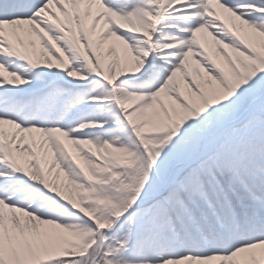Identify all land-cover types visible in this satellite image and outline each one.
Masks as SVG:
<instances>
[{
  "label": "snow or ice",
  "instance_id": "6c2138e0",
  "mask_svg": "<svg viewBox=\"0 0 264 264\" xmlns=\"http://www.w3.org/2000/svg\"><path fill=\"white\" fill-rule=\"evenodd\" d=\"M0 264H264V0H0Z\"/></svg>",
  "mask_w": 264,
  "mask_h": 264
}]
</instances>
